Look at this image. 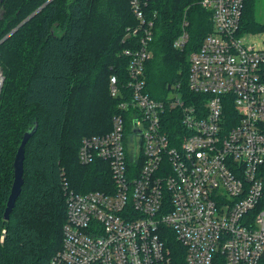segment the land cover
<instances>
[{"label": "built area", "instance_id": "obj_1", "mask_svg": "<svg viewBox=\"0 0 264 264\" xmlns=\"http://www.w3.org/2000/svg\"><path fill=\"white\" fill-rule=\"evenodd\" d=\"M245 1L201 0L212 30L188 55V95L177 82L169 99L146 91L152 24L133 1L127 80L109 82L124 100L109 132L78 150L82 164L107 162L113 187L67 193L48 264H172V244L185 264H264V31H241Z\"/></svg>", "mask_w": 264, "mask_h": 264}, {"label": "trees", "instance_id": "obj_2", "mask_svg": "<svg viewBox=\"0 0 264 264\" xmlns=\"http://www.w3.org/2000/svg\"><path fill=\"white\" fill-rule=\"evenodd\" d=\"M133 1L152 24L147 93L161 99L179 82L188 95V55L212 30L201 0H0V264H48L61 248L67 193L113 187L107 162L82 164L78 150L83 138L109 132L124 100L111 96L109 82L111 76L121 86L127 80L123 51L140 36ZM254 4L245 1L244 33L264 31ZM183 22L190 40L176 50ZM33 127L23 185L4 220L14 158ZM171 247L172 264H185L183 250Z\"/></svg>", "mask_w": 264, "mask_h": 264}, {"label": "water", "instance_id": "obj_3", "mask_svg": "<svg viewBox=\"0 0 264 264\" xmlns=\"http://www.w3.org/2000/svg\"><path fill=\"white\" fill-rule=\"evenodd\" d=\"M14 31H16V29ZM3 81H4V78H3L2 74L0 73V90L2 87ZM34 131H35V129L33 127L24 133L21 144H20V146L17 150V153L15 155L14 162H13L14 180H13V184L11 187L10 194H9L7 202H6V207L4 210V220H8L9 214H10V212H11V210L15 204V201H16V199H17V197L21 191V187L23 185L24 147H25L27 141L32 137Z\"/></svg>", "mask_w": 264, "mask_h": 264}, {"label": "rangeland", "instance_id": "obj_4", "mask_svg": "<svg viewBox=\"0 0 264 264\" xmlns=\"http://www.w3.org/2000/svg\"><path fill=\"white\" fill-rule=\"evenodd\" d=\"M254 13H255V19L257 21H262L264 17V0H255L254 4ZM1 73V70H0ZM173 91H167L163 94V98L169 99L174 96Z\"/></svg>", "mask_w": 264, "mask_h": 264}]
</instances>
